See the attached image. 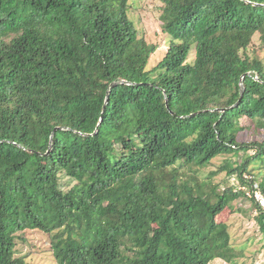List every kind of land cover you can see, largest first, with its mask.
<instances>
[{"label":"trees","instance_id":"obj_1","mask_svg":"<svg viewBox=\"0 0 264 264\" xmlns=\"http://www.w3.org/2000/svg\"><path fill=\"white\" fill-rule=\"evenodd\" d=\"M160 1L168 49L148 68L131 0H0V264H28V229L57 264L237 261L218 217L246 191L197 173L238 156L221 170L264 192V0Z\"/></svg>","mask_w":264,"mask_h":264},{"label":"rangeland","instance_id":"obj_2","mask_svg":"<svg viewBox=\"0 0 264 264\" xmlns=\"http://www.w3.org/2000/svg\"><path fill=\"white\" fill-rule=\"evenodd\" d=\"M162 7L163 3L160 0H131L130 2L129 15L138 30L139 37H144L159 46L153 54L148 68H153L165 56L168 49V41L162 32L160 21ZM253 41L251 52L260 44L259 34L254 36ZM193 58L194 55L190 54L189 60H193ZM246 124L249 128L252 126V123ZM260 134L254 130H248L243 132L240 138L242 141L252 142L255 141L254 136H260ZM255 153L256 151L251 149L244 155V158L249 155L253 156ZM227 159L235 162L240 157L229 155L215 158L211 164L198 170L199 179L202 181L211 180L214 185H220V190H224L227 186H233L235 191L243 189L237 175L230 176L227 170H221ZM249 169H252L255 174H261L258 176L259 178L264 174V164L258 159L252 161ZM245 177L249 180L251 178L249 173H246ZM61 184L65 189H69L75 184V181L61 174ZM235 204L239 210L233 211L228 208L218 217V220L227 223L230 227L232 243L240 255L235 262L216 259L211 264H264V236L254 220L257 215L255 202L247 196L237 199ZM17 255L24 257L28 264H57L51 251V235L41 230L28 229L20 233Z\"/></svg>","mask_w":264,"mask_h":264},{"label":"built area","instance_id":"obj_3","mask_svg":"<svg viewBox=\"0 0 264 264\" xmlns=\"http://www.w3.org/2000/svg\"><path fill=\"white\" fill-rule=\"evenodd\" d=\"M243 189L246 191L248 197L253 198L256 201L259 207L264 208V192L258 187V184L252 188L243 186Z\"/></svg>","mask_w":264,"mask_h":264},{"label":"water","instance_id":"obj_4","mask_svg":"<svg viewBox=\"0 0 264 264\" xmlns=\"http://www.w3.org/2000/svg\"><path fill=\"white\" fill-rule=\"evenodd\" d=\"M116 84H118V82L113 83L112 86H115ZM110 92H111V88H110L109 91H108V96H107L106 104L109 102ZM243 95H244V85H243V78H242V79H241V98L243 97ZM238 103H239V102H238ZM238 103H236L235 105H233V106H231V107H229V108H226L225 111H226V110H229V109H231V108L236 107V106L238 105Z\"/></svg>","mask_w":264,"mask_h":264}]
</instances>
